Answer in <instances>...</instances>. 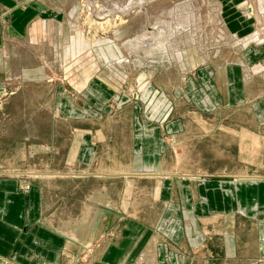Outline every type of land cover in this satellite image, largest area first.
<instances>
[{
  "label": "rangeland",
  "instance_id": "obj_1",
  "mask_svg": "<svg viewBox=\"0 0 264 264\" xmlns=\"http://www.w3.org/2000/svg\"><path fill=\"white\" fill-rule=\"evenodd\" d=\"M67 14L0 49V179L36 189L37 232L70 238L54 264L97 261L132 228L115 217L185 229L201 187L264 180V0H74ZM204 216L200 231H239Z\"/></svg>",
  "mask_w": 264,
  "mask_h": 264
},
{
  "label": "crops",
  "instance_id": "obj_2",
  "mask_svg": "<svg viewBox=\"0 0 264 264\" xmlns=\"http://www.w3.org/2000/svg\"><path fill=\"white\" fill-rule=\"evenodd\" d=\"M51 1L0 0V49H4L8 39L22 38L31 22L33 26L62 22L65 14L69 15L70 1L74 0H58L63 2L60 8ZM20 179H0V264H54V258L60 252L64 255L71 240L47 228L37 232V224L33 223L42 216L40 200L32 194L36 189L23 187ZM201 188L203 200L193 206L188 228L157 232L144 227L148 223L140 214L115 217L128 221L132 228L115 236L93 264H264V180L245 183L240 178L217 188ZM101 204L94 224L101 217ZM109 209L108 220L114 215ZM214 214L227 216L228 227L238 221V233L230 229L220 234L206 228L200 231V216L209 219ZM162 220L165 221L164 216ZM203 222L208 224V220ZM242 226L250 232H241Z\"/></svg>",
  "mask_w": 264,
  "mask_h": 264
},
{
  "label": "bare ground",
  "instance_id": "obj_3",
  "mask_svg": "<svg viewBox=\"0 0 264 264\" xmlns=\"http://www.w3.org/2000/svg\"><path fill=\"white\" fill-rule=\"evenodd\" d=\"M119 19H120V18H119ZM107 21H108V20L104 21L106 25H107V23H106ZM115 22H116V21H115ZM119 22H120V20H119ZM108 23H109V22H108ZM102 25H103V24H102ZM106 25H103V26H106ZM108 25H109V24H108ZM99 26L101 27V25H99ZM74 43H75V42H74ZM114 48H115V47H114ZM114 48H113V49H114ZM117 49H118V48H117ZM110 51H111V50H110ZM110 51H109V52H110ZM114 51H115V50H114ZM102 52H103V51H102ZM102 52H101V53H102ZM109 52H108V53H109ZM111 52H112V51H111ZM115 52H116V51H115ZM101 53H100V54H101ZM112 53H113V52H112ZM98 54H99V53H98ZM100 54H99V55H100ZM110 55H113V54L110 53ZM110 55H108V56H110ZM101 56H102V57L104 56V58L106 57L105 55H102V54H101ZM104 58H102V59H104ZM106 58H108V57H106ZM106 58H105V59H106ZM110 58H111V56H110ZM110 58H109V59H110ZM113 58H114V57H113ZM102 59H101V60H102ZM111 59H112V58H111ZM99 60H100V59H99ZM108 61H109V60H108ZM101 63H102V62H101ZM95 67H96V66H95ZM83 229H84V228H83ZM87 243H88V242H87ZM85 247H86V246H85Z\"/></svg>",
  "mask_w": 264,
  "mask_h": 264
},
{
  "label": "water",
  "instance_id": "obj_4",
  "mask_svg": "<svg viewBox=\"0 0 264 264\" xmlns=\"http://www.w3.org/2000/svg\"><path fill=\"white\" fill-rule=\"evenodd\" d=\"M110 177H117V176H110Z\"/></svg>",
  "mask_w": 264,
  "mask_h": 264
}]
</instances>
